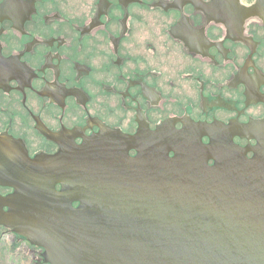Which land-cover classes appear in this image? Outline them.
Returning a JSON list of instances; mask_svg holds the SVG:
<instances>
[{
    "label": "flooded vegetation",
    "instance_id": "obj_1",
    "mask_svg": "<svg viewBox=\"0 0 264 264\" xmlns=\"http://www.w3.org/2000/svg\"><path fill=\"white\" fill-rule=\"evenodd\" d=\"M187 130L264 144V0H0V264H52L19 225L56 161Z\"/></svg>",
    "mask_w": 264,
    "mask_h": 264
},
{
    "label": "water",
    "instance_id": "obj_2",
    "mask_svg": "<svg viewBox=\"0 0 264 264\" xmlns=\"http://www.w3.org/2000/svg\"><path fill=\"white\" fill-rule=\"evenodd\" d=\"M129 141H87L55 162L62 189L23 206L20 231L52 264H264L263 143L248 158L187 130L132 157Z\"/></svg>",
    "mask_w": 264,
    "mask_h": 264
}]
</instances>
